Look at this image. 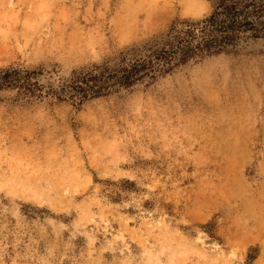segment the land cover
I'll return each mask as SVG.
<instances>
[{
    "label": "rangeland",
    "instance_id": "rangeland-1",
    "mask_svg": "<svg viewBox=\"0 0 264 264\" xmlns=\"http://www.w3.org/2000/svg\"><path fill=\"white\" fill-rule=\"evenodd\" d=\"M208 11L0 0V69L55 87ZM0 264H264V42L79 111L0 93Z\"/></svg>",
    "mask_w": 264,
    "mask_h": 264
},
{
    "label": "trees",
    "instance_id": "trees-1",
    "mask_svg": "<svg viewBox=\"0 0 264 264\" xmlns=\"http://www.w3.org/2000/svg\"><path fill=\"white\" fill-rule=\"evenodd\" d=\"M200 19L174 20L150 43L121 54L112 65L72 71L55 87L40 84L42 70L0 69V93L19 100H50L79 111L89 102L150 88L178 70L264 42V0H206ZM248 262L255 256L248 255Z\"/></svg>",
    "mask_w": 264,
    "mask_h": 264
}]
</instances>
